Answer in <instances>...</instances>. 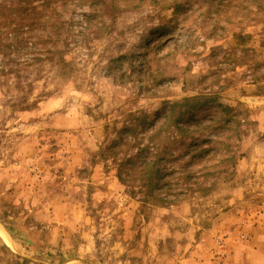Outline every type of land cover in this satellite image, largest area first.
<instances>
[{"label":"rangeland","instance_id":"rangeland-1","mask_svg":"<svg viewBox=\"0 0 264 264\" xmlns=\"http://www.w3.org/2000/svg\"><path fill=\"white\" fill-rule=\"evenodd\" d=\"M0 264H264V0H0Z\"/></svg>","mask_w":264,"mask_h":264},{"label":"trees","instance_id":"trees-1","mask_svg":"<svg viewBox=\"0 0 264 264\" xmlns=\"http://www.w3.org/2000/svg\"><path fill=\"white\" fill-rule=\"evenodd\" d=\"M49 4V2H48ZM46 4V6L48 5ZM45 7V5H42L41 7ZM35 14V13H34ZM11 17L9 16V19L7 18L6 21H4V23H2V28H4V30L6 28H9V24ZM9 22V23H8ZM55 28V27H54ZM216 98H206L204 96H200L198 98H193V99H189V98H185L182 102H174L169 106V111L164 113V115L160 118H163L164 121L161 123L159 129H158V136H166L168 139V143L166 144L165 147H163L162 150L159 151V153H161L162 155L165 154H169V157H174L176 156V151L178 149V143L181 140H186L187 138H194L193 133L191 132V125L193 126H197L196 129L199 131V128L201 126V123L197 120L194 122H190V121H185L184 122V115L186 113V109H184L185 107H190L188 109L191 108H198V107H205L210 101H215ZM190 101L192 102H196L197 105H190ZM203 102V103H202ZM193 130V129H192ZM196 139V138H194ZM193 139V140H194ZM209 140H206L204 142H208ZM157 155V154H156ZM158 163V161H157ZM150 163H146L145 168L147 171L148 175H158V174H162V171H160V169L158 168L154 173H152V169L148 172V167H149ZM154 165V164H153ZM166 175V174H165ZM162 179V178H161Z\"/></svg>","mask_w":264,"mask_h":264}]
</instances>
